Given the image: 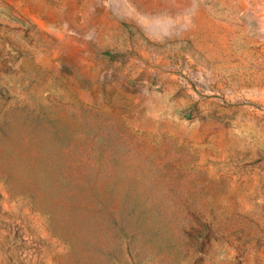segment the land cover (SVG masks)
<instances>
[{
	"label": "rangeland",
	"instance_id": "374dc122",
	"mask_svg": "<svg viewBox=\"0 0 264 264\" xmlns=\"http://www.w3.org/2000/svg\"><path fill=\"white\" fill-rule=\"evenodd\" d=\"M0 264H264V0H0Z\"/></svg>",
	"mask_w": 264,
	"mask_h": 264
}]
</instances>
